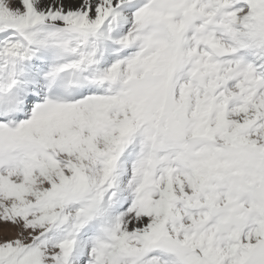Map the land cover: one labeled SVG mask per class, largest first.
Listing matches in <instances>:
<instances>
[{"label":"snow or ice","instance_id":"6c2138e0","mask_svg":"<svg viewBox=\"0 0 264 264\" xmlns=\"http://www.w3.org/2000/svg\"><path fill=\"white\" fill-rule=\"evenodd\" d=\"M0 264H264V0H0Z\"/></svg>","mask_w":264,"mask_h":264}]
</instances>
